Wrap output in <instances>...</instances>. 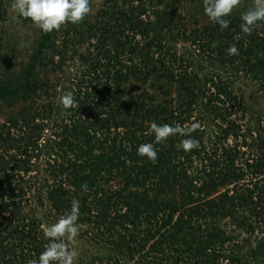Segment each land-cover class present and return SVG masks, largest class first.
<instances>
[{"label":"trees","instance_id":"obj_1","mask_svg":"<svg viewBox=\"0 0 264 264\" xmlns=\"http://www.w3.org/2000/svg\"><path fill=\"white\" fill-rule=\"evenodd\" d=\"M11 1L0 0V23ZM93 1L81 24L38 28L25 62L0 31V115L12 110L0 124V264L37 259L74 198L91 264H264V119L233 87L242 76L264 92V22L240 29L254 0L228 29L203 0ZM152 122L182 126L199 149L174 136L156 161L140 157Z\"/></svg>","mask_w":264,"mask_h":264},{"label":"clouds","instance_id":"obj_2","mask_svg":"<svg viewBox=\"0 0 264 264\" xmlns=\"http://www.w3.org/2000/svg\"><path fill=\"white\" fill-rule=\"evenodd\" d=\"M241 0H203L205 15L221 29H228L233 11L239 7ZM11 10L20 17L29 19L42 32L49 33L59 30L65 24L78 25L92 13L91 0H12ZM240 29L244 35H251L255 27L264 22V0H254V6L241 15ZM25 47V44H21ZM228 55H239L236 44L227 49ZM64 108H70L75 103L72 92H67L61 98ZM198 125H193L194 131ZM154 135V143H142L137 148V154L150 161L158 158L156 145L166 142L170 137L186 136L180 143L181 150L191 152L200 147L198 139L186 132L180 125L158 124L150 125ZM81 190L87 192L88 185L83 184ZM79 199L71 201L70 210L44 230V236L49 240L44 251L37 259H31L28 264H77L79 252L76 248L80 234L78 223L81 212ZM68 242H71V246Z\"/></svg>","mask_w":264,"mask_h":264},{"label":"rangeland","instance_id":"obj_3","mask_svg":"<svg viewBox=\"0 0 264 264\" xmlns=\"http://www.w3.org/2000/svg\"><path fill=\"white\" fill-rule=\"evenodd\" d=\"M12 2V1H11ZM104 0H94L93 1V8L95 11H98L100 9V6L103 4ZM187 12L186 8H184ZM38 27L35 25H28L25 26L24 23L21 21L20 16L17 14H14L11 10V4L7 6V18L6 21L0 23V31L1 33H4L5 35V41L7 42L9 38H13L14 41L12 42L15 44L16 50H18L19 54V61L25 62L28 59L30 51L33 49L35 42L38 38ZM8 34V39H7ZM183 39L180 38V45L185 44L182 42ZM25 44V47H21V44ZM7 44V43H6ZM6 44H2V47H4V53H9L10 48L5 46ZM18 61V62H19ZM20 63V62H19ZM69 70L63 75L61 74V79L68 80V77L73 76L75 72L80 71L78 68V64L74 61L70 64ZM215 72L220 73L219 70H215ZM231 76V75H228ZM233 87L239 94V96L244 100L246 103L248 109L255 113V116L261 115L262 119H264V92H262L253 82H251L249 79H246L242 76H239L238 78H233ZM54 92L53 90L50 92V96L57 98L58 102H61V95H59V91ZM12 110H9L5 108L0 115V124L3 121H6L11 116ZM248 115V114H247ZM250 115V113H249ZM112 187H117V184H113ZM34 209V214L38 213V215L41 217L42 220H45L43 218V210L38 209L37 205L33 204L32 206ZM31 213V212H30ZM71 246V242H69ZM76 248L79 252V259L77 264H91V255L86 253L87 251H92L95 253L97 252L96 249H93L91 246H87L83 244L79 238H77ZM134 264V263H129Z\"/></svg>","mask_w":264,"mask_h":264}]
</instances>
